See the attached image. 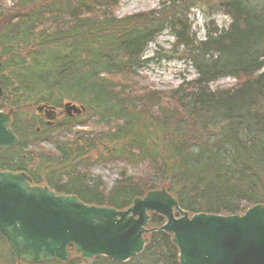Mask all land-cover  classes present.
<instances>
[{"label":"trees","instance_id":"16d2710c","mask_svg":"<svg viewBox=\"0 0 264 264\" xmlns=\"http://www.w3.org/2000/svg\"><path fill=\"white\" fill-rule=\"evenodd\" d=\"M119 1L12 0L3 7L0 0V58H7L0 60V110L13 111L19 139L0 149V171L24 172L34 185L116 210L162 186L189 214L240 215L264 204V0H167L158 10L117 18ZM198 3L223 13L229 26L208 25L198 40L187 21ZM166 29L196 77L167 92L139 87L143 52ZM224 77L235 85L209 90ZM63 100L86 114L61 113L59 124L57 117L36 129L16 122L23 108L58 109ZM77 122L92 128L73 132ZM24 127L27 137L55 146V164L42 153H25ZM99 149L105 155L92 163L124 162L141 166V173L122 175L107 192L100 181L89 183L87 158ZM37 162L62 171L34 173ZM163 223L150 215V228ZM145 238L143 252L126 263L84 261L70 247L66 264H178L170 236L157 231ZM0 243L6 247L1 237ZM7 259L15 264L10 252Z\"/></svg>","mask_w":264,"mask_h":264},{"label":"water","instance_id":"95a60500","mask_svg":"<svg viewBox=\"0 0 264 264\" xmlns=\"http://www.w3.org/2000/svg\"><path fill=\"white\" fill-rule=\"evenodd\" d=\"M35 110L44 113L47 125L56 116L53 107ZM63 110L72 116L84 108L66 102ZM18 143L11 111H0V149ZM150 214L164 223L150 229ZM157 231L170 236L178 264H264L262 203L241 215H190L163 186L134 198L127 209L116 210L33 185L25 173L0 171V237L16 264L67 263L69 247L82 260L104 257L126 263L143 252L144 237Z\"/></svg>","mask_w":264,"mask_h":264},{"label":"rangeland","instance_id":"374dc122","mask_svg":"<svg viewBox=\"0 0 264 264\" xmlns=\"http://www.w3.org/2000/svg\"><path fill=\"white\" fill-rule=\"evenodd\" d=\"M164 1L167 0H120L115 11V16L117 18H122L125 16L158 10L160 4ZM1 2L3 7H9L11 6L12 0H1ZM187 21L189 24H191L192 32L196 34V38L198 40H203L205 38V29L208 25H214L218 29H226L229 26V19L223 13L220 11L206 10L203 6H201V4L190 10L189 15L187 16ZM174 42V36L169 30L166 29L157 36L153 43L147 45L145 51L143 52L142 65L136 71L135 80L139 87H147L155 91L167 92L175 90L183 82L186 83L195 79L196 74L193 68L184 60V55L181 52V49H174ZM1 59L3 61L7 58L4 57L0 58V60ZM8 74L9 71H4L2 76L8 78ZM235 83V79L224 77L219 78L215 82L211 83L208 87L211 91H220L227 88H232ZM13 88H15V85H13ZM65 102L68 101L63 100L62 105ZM72 103L76 106H79L74 102ZM62 105L57 109L58 116L63 113ZM1 111H8V109H2ZM12 113L13 111L11 114ZM84 113L85 111L82 114ZM76 116L79 117V115ZM84 118L85 117H81V121L84 120ZM15 119L20 126L27 125L33 129H36L40 124L44 123L42 114L36 113L33 107L23 108L20 112L16 113ZM57 119L59 124L62 120V116L58 117ZM77 123L78 124H76V126L72 129L73 132L78 130L88 131V127L90 129L92 128L90 122H85L86 124H79V122ZM23 133L25 135L24 143L27 144V150L25 151L27 155L32 152H38L42 153L51 162L56 160L53 158V155L55 154L54 145L52 146V144L48 141L42 142V139L34 140L32 136L27 137L26 133H29V131H27L25 127ZM35 141L41 142L33 143ZM97 154H102L104 156L105 152L103 149H99L97 152L93 153L94 156H88L87 161L91 167H89L87 178L91 180L89 183H92L96 180L100 181L105 192L110 190L114 182L122 175L130 176L141 173V166L132 167L128 164H125L124 162L105 161L104 163H92L95 161L94 158ZM34 157L36 160L39 158L37 154H35ZM32 169L34 173H36L35 171L39 169L44 174H47L45 172H49L51 170L49 165H47L43 170L42 165L38 164V162L36 163L35 167H32ZM61 171V168H54L48 174L58 173ZM40 179L45 181V177L42 175L40 176ZM8 253L9 252L6 247L0 243V264H9L7 259Z\"/></svg>","mask_w":264,"mask_h":264}]
</instances>
